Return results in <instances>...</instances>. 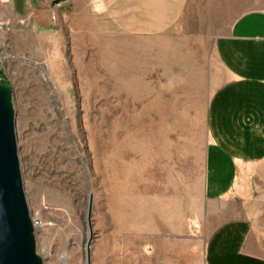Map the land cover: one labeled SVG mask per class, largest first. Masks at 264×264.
<instances>
[{
  "label": "rangeland",
  "instance_id": "rangeland-1",
  "mask_svg": "<svg viewBox=\"0 0 264 264\" xmlns=\"http://www.w3.org/2000/svg\"><path fill=\"white\" fill-rule=\"evenodd\" d=\"M181 2L29 0L0 25L44 264H87L91 238V264H200L208 214L226 210L204 187L208 111L229 80L216 41L234 13L188 0L170 21ZM236 184L225 208L264 256V162L240 165Z\"/></svg>",
  "mask_w": 264,
  "mask_h": 264
},
{
  "label": "crops",
  "instance_id": "crops-1",
  "mask_svg": "<svg viewBox=\"0 0 264 264\" xmlns=\"http://www.w3.org/2000/svg\"><path fill=\"white\" fill-rule=\"evenodd\" d=\"M28 1L0 0V25L18 17ZM212 1L234 15L215 47L229 80L214 95L208 111L210 144L204 196L212 206H229L235 205L240 195L236 184L240 165L264 162V0ZM186 2L182 0L180 13L170 21L183 14ZM155 12L147 17L150 33L158 31L157 20L162 18ZM225 207L208 214V220L218 223L210 225L200 264H264V256L252 244L250 220L236 218Z\"/></svg>",
  "mask_w": 264,
  "mask_h": 264
},
{
  "label": "water",
  "instance_id": "water-1",
  "mask_svg": "<svg viewBox=\"0 0 264 264\" xmlns=\"http://www.w3.org/2000/svg\"><path fill=\"white\" fill-rule=\"evenodd\" d=\"M15 117L13 90L0 80V264H44L24 190ZM91 241L86 245L87 264Z\"/></svg>",
  "mask_w": 264,
  "mask_h": 264
},
{
  "label": "built area",
  "instance_id": "built-area-1",
  "mask_svg": "<svg viewBox=\"0 0 264 264\" xmlns=\"http://www.w3.org/2000/svg\"><path fill=\"white\" fill-rule=\"evenodd\" d=\"M2 1H9V0H2ZM4 60H5V58L3 57V55L0 54V80L1 81L8 80V76L6 75L5 70H4V66H3Z\"/></svg>",
  "mask_w": 264,
  "mask_h": 264
}]
</instances>
